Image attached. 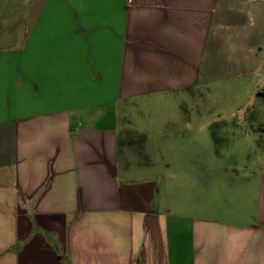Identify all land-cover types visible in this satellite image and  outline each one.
<instances>
[{
	"label": "crops",
	"instance_id": "crops-1",
	"mask_svg": "<svg viewBox=\"0 0 264 264\" xmlns=\"http://www.w3.org/2000/svg\"><path fill=\"white\" fill-rule=\"evenodd\" d=\"M255 14L250 0H0V264H264V124L241 137L239 119L178 117L120 143L134 104L193 93L225 64L254 79L240 19Z\"/></svg>",
	"mask_w": 264,
	"mask_h": 264
},
{
	"label": "rangeland",
	"instance_id": "rangeland-1",
	"mask_svg": "<svg viewBox=\"0 0 264 264\" xmlns=\"http://www.w3.org/2000/svg\"><path fill=\"white\" fill-rule=\"evenodd\" d=\"M250 3L252 4V9L256 11L255 16L251 18L252 22L250 23L247 19L248 17L245 18L243 16L240 21L243 24L242 31L245 29L250 30L251 35L255 34L256 36L255 42L257 41L258 44L257 55L259 58L257 76L254 79H239L235 75L233 66L225 64L221 69V75L215 81L211 80L206 87L200 88L193 93H184L182 97L162 101V104L152 101L140 102L138 105L134 104V107L127 114L120 117L122 120V126L120 125L122 130L121 144L127 145L129 143L137 148L144 141V136L140 135L152 138L167 133L168 131H161L159 123L165 119L178 117L208 119L211 123L210 126L227 118L239 119L241 123L237 127L239 129L237 133L241 137L260 132V129L257 128L263 127L261 124H264V96L262 95L264 89V0H250ZM19 4L23 7L24 0H19ZM16 16H21L19 11ZM121 112L120 110L119 113L121 114ZM243 120L245 123L242 122ZM125 126L133 130L128 135L130 141H126ZM213 130L214 135H217V131L220 130L218 135H223V139L227 141L233 137L232 133L223 130V126L219 125V123L218 125L215 124ZM202 139L203 141L206 140V136H202ZM206 142V146L211 147L214 144L213 137L208 135ZM243 149L249 153L245 145ZM248 159L244 158L247 164H249ZM210 163L212 164V161ZM169 173L171 172H168V167L162 164L158 178L164 182L165 179L170 177ZM172 173L173 178L175 175L177 181H185L184 174L180 172ZM188 175V181H192L193 184L197 183V173L193 172ZM198 211H201V209L197 206L195 212Z\"/></svg>",
	"mask_w": 264,
	"mask_h": 264
}]
</instances>
